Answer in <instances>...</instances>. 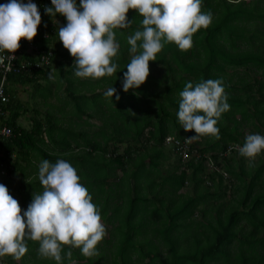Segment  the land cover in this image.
<instances>
[{"label": "trees", "instance_id": "obj_1", "mask_svg": "<svg viewBox=\"0 0 264 264\" xmlns=\"http://www.w3.org/2000/svg\"><path fill=\"white\" fill-rule=\"evenodd\" d=\"M39 1L52 7L51 0ZM202 4L213 14L209 28L194 34L190 50L166 44L157 60L149 62L150 75L138 89L123 90L131 59L127 37L141 28L142 17L135 10L128 13L132 27L116 30L120 52L115 75L77 77L60 60V48L50 46L58 30L44 12L37 36L27 43L54 51L58 83L51 80L50 70L8 76L10 99L0 132L7 126L11 136L0 133V184L18 195L23 214L33 193L43 191L40 162L64 159L77 169L110 231L92 258L64 246L75 264H264V152L254 159L241 156L238 148L227 154L230 147L243 146L246 128L264 135V0ZM30 55L25 51L20 57ZM207 79H223L228 94L230 110L217 125L221 138L193 141L185 160L173 146L171 156L168 137L186 141L196 135L178 121L179 93L188 82ZM27 85L49 107L45 113L34 110L30 128L21 124L30 110L16 88ZM113 86L119 100L104 95ZM172 157L174 162L166 165ZM27 247L22 264H56L39 255V242L29 240ZM7 257L3 264H16Z\"/></svg>", "mask_w": 264, "mask_h": 264}, {"label": "clouds", "instance_id": "obj_2", "mask_svg": "<svg viewBox=\"0 0 264 264\" xmlns=\"http://www.w3.org/2000/svg\"><path fill=\"white\" fill-rule=\"evenodd\" d=\"M51 4L45 12L54 22L57 14L67 20L66 25L58 27L57 34L74 58L75 75L91 79L117 73L120 44L116 30L131 28L134 21L128 19L129 10L137 11L142 17L141 28L127 37L131 59L124 72L125 92L138 89L147 81L149 62L157 60L166 44L174 43L180 51L190 50L194 34L213 22V14L203 10L202 0H80L79 5L76 0H51ZM41 23L40 11L32 0H10L0 5V56L8 53L7 59L15 58L21 40L32 42ZM104 95L120 99L114 86ZM179 95L178 121L185 131L196 133L186 140H219L217 125L230 110L223 79L188 82ZM238 151L241 156L254 159L264 152V135H247ZM38 178L43 191L33 193L23 214L18 200L0 184V257L11 256L19 261L28 252L29 240L39 242V255L56 264H64L65 259L75 264L72 252L65 253L64 246L79 249L87 258L98 256L97 246L106 237L107 229L101 209L93 203L77 169L64 159L55 163L44 159Z\"/></svg>", "mask_w": 264, "mask_h": 264}, {"label": "built area", "instance_id": "obj_3", "mask_svg": "<svg viewBox=\"0 0 264 264\" xmlns=\"http://www.w3.org/2000/svg\"><path fill=\"white\" fill-rule=\"evenodd\" d=\"M23 3H27L28 0H22ZM38 6L40 14L42 15L45 12V8L47 7L46 2H40L39 0H32ZM42 23L40 25V28ZM21 46L19 50L16 51L15 58L9 60L6 57L9 55L8 53L3 54V61L0 64V119L4 114V107L9 102V96L7 94V87L9 85L8 76L13 73H27L32 70H43L48 71L51 70L53 66L54 59V51L44 50L39 51L35 48L32 43H27L26 39L21 40ZM26 47V49H25ZM27 51L30 53V57L23 58L20 57L23 52ZM1 135L5 138L11 136V129L7 126L3 127L1 130ZM193 143L189 141H182L179 139H175L174 137H168L166 139V145H173L176 147L177 154H179L183 159H188L190 157V145ZM238 146L230 147L227 154L230 153L233 149H237Z\"/></svg>", "mask_w": 264, "mask_h": 264}, {"label": "rangeland", "instance_id": "obj_4", "mask_svg": "<svg viewBox=\"0 0 264 264\" xmlns=\"http://www.w3.org/2000/svg\"><path fill=\"white\" fill-rule=\"evenodd\" d=\"M76 1H79V0H76ZM62 16V17H59L57 20H55L56 22L55 25L57 26V30H58V27L60 26H64L67 24V20L66 18ZM52 28V27H51ZM50 29V28H49ZM58 32V31H57ZM50 46L52 47L53 50H56L57 47L60 48V53L62 54L60 56V60L64 61L68 66H73L74 64V58L71 56L70 53H67L69 54V56H65L64 54L67 52V49L64 48L62 42L59 41V37H58V34H56L51 43H50ZM51 71H50V75H51V80L58 83L59 81V70H58V67L57 66H52L51 67ZM84 79V78H82ZM41 84L42 85H45L46 82L44 80H41ZM103 85H106V84H103ZM108 87V86H106ZM17 88V95L18 97L21 99L22 103L25 104V106L27 108H29L30 112L28 114H26L24 117L21 118V124L27 128H30L31 127V117L33 116H36V114L34 113V110L37 109L39 110L40 112L42 113H45L47 109H49V107L43 103V101L40 99V98H35L34 97V88L32 85H27V86H16ZM65 95V92H62V96ZM51 103H53L54 105H57V106H60V108L62 109L64 107V103L63 102H59L58 100L56 99H52L50 100ZM72 108V105H69L67 107L68 111H70ZM92 124H95L96 126H100V121L98 119H92L90 121ZM95 130H97V128H94ZM249 128H246L245 129V132L247 135L251 134L249 133ZM168 147H166V150L167 152L172 156L175 151L173 149V145H167ZM175 160L174 157L171 158L170 162L166 163V165L170 164V163H173ZM182 192H186V189H184ZM15 197L16 200H19V197L18 195H13ZM21 206V204H20ZM103 223V222H102ZM104 224V223H103ZM110 235V231L107 229V235H106V238H108ZM103 243V241L101 242V244ZM8 257L7 256H4V257H0V264H3L4 262H9L8 261ZM28 263H31L32 260L31 259H28L27 260ZM104 262V261H103ZM10 264V263H9ZM16 264H22L21 263V260L17 261L16 260ZM107 264H110V263H107Z\"/></svg>", "mask_w": 264, "mask_h": 264}, {"label": "water", "instance_id": "obj_5", "mask_svg": "<svg viewBox=\"0 0 264 264\" xmlns=\"http://www.w3.org/2000/svg\"><path fill=\"white\" fill-rule=\"evenodd\" d=\"M9 2H10V0H0V5L7 4ZM2 61H3V58H2V56H0V64L2 63Z\"/></svg>", "mask_w": 264, "mask_h": 264}]
</instances>
